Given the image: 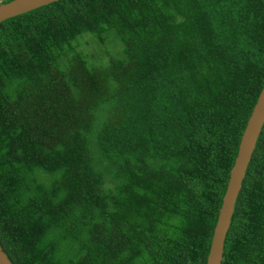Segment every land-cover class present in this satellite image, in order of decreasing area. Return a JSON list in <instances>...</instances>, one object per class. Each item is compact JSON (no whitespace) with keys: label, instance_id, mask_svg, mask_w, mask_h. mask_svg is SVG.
Wrapping results in <instances>:
<instances>
[{"label":"trees","instance_id":"1","mask_svg":"<svg viewBox=\"0 0 264 264\" xmlns=\"http://www.w3.org/2000/svg\"><path fill=\"white\" fill-rule=\"evenodd\" d=\"M110 28L117 54L77 49ZM263 83L264 0H53L0 20L1 248L12 264H205ZM220 264H264V121Z\"/></svg>","mask_w":264,"mask_h":264},{"label":"water","instance_id":"2","mask_svg":"<svg viewBox=\"0 0 264 264\" xmlns=\"http://www.w3.org/2000/svg\"><path fill=\"white\" fill-rule=\"evenodd\" d=\"M53 0H7L0 3V20L46 4ZM264 121V83L246 118L241 131L235 156L228 171L225 189L221 196L213 225L205 264H220L225 232L229 226L234 201L240 188L241 179L250 158L257 135ZM0 264H12L0 246Z\"/></svg>","mask_w":264,"mask_h":264},{"label":"rangeland","instance_id":"3","mask_svg":"<svg viewBox=\"0 0 264 264\" xmlns=\"http://www.w3.org/2000/svg\"><path fill=\"white\" fill-rule=\"evenodd\" d=\"M106 34L107 36L105 38V42L100 44L92 33L88 31L82 32V36L80 35L79 38L80 46L77 49L84 53L88 60H96L101 58L105 51L117 54L119 52L121 42L116 37L114 29H108Z\"/></svg>","mask_w":264,"mask_h":264},{"label":"built area","instance_id":"4","mask_svg":"<svg viewBox=\"0 0 264 264\" xmlns=\"http://www.w3.org/2000/svg\"><path fill=\"white\" fill-rule=\"evenodd\" d=\"M3 1H5V0H0V3L3 2Z\"/></svg>","mask_w":264,"mask_h":264}]
</instances>
